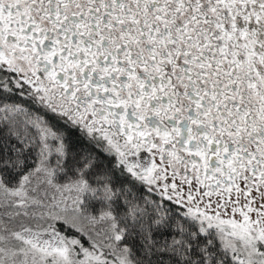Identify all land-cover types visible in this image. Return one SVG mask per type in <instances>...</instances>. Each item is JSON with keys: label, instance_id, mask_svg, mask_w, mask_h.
I'll return each mask as SVG.
<instances>
[{"label": "snow or ice", "instance_id": "snow-or-ice-1", "mask_svg": "<svg viewBox=\"0 0 264 264\" xmlns=\"http://www.w3.org/2000/svg\"><path fill=\"white\" fill-rule=\"evenodd\" d=\"M0 264H264V0H0Z\"/></svg>", "mask_w": 264, "mask_h": 264}]
</instances>
